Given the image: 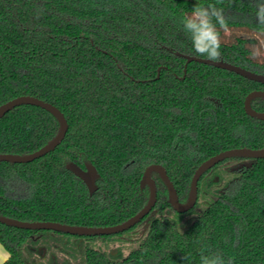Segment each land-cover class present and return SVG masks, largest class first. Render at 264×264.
<instances>
[{"label": "trees", "instance_id": "obj_1", "mask_svg": "<svg viewBox=\"0 0 264 264\" xmlns=\"http://www.w3.org/2000/svg\"><path fill=\"white\" fill-rule=\"evenodd\" d=\"M196 3L223 8L229 31L264 34L256 0H0V106L35 97L56 106L69 124L53 153L29 164L0 163L1 216L114 226L147 203L150 194L139 183L149 166L166 168L185 203L206 160L264 149V122L244 110L246 97L264 85L198 63L185 74L187 61L175 54L206 59L179 23ZM225 38L222 32L221 60L264 75V62L249 49L253 39ZM253 106L264 111V100ZM58 132L48 112L18 107L0 121V154H32ZM70 162L97 168L96 196L67 171ZM243 180L221 194L204 177L196 208L179 214L158 179L161 216L118 264H200L202 247L234 257V264H264V160ZM78 238L0 224V244L10 254L5 264H45L32 251L40 246L76 256ZM88 264L112 263L93 253Z\"/></svg>", "mask_w": 264, "mask_h": 264}, {"label": "water", "instance_id": "obj_2", "mask_svg": "<svg viewBox=\"0 0 264 264\" xmlns=\"http://www.w3.org/2000/svg\"><path fill=\"white\" fill-rule=\"evenodd\" d=\"M169 52H173L171 49H167ZM176 56L185 59V74L187 67L191 63H198L228 72L235 73L249 81L264 85V75L252 72L243 67L233 65L231 63L220 60L219 62H213L208 59L199 58L196 56L184 55L181 53H175ZM262 98L264 99L263 91H255L251 93L245 101V111L252 118L264 121V113H258L253 110L251 103L253 100ZM21 106H33L40 108L49 114H51L59 124V132L57 136L47 145L40 150L29 155H14V154H0V163L11 164H29L36 160H39L51 153H53L64 141L69 130V124L65 115L54 105L40 100L35 97L22 96L13 99L6 104L0 106V121L14 109ZM231 158H245V159H264V149L251 150V149H236L223 152L211 159L205 161L196 171L193 176L188 199L185 203H181L178 192L170 180L165 167L162 165L149 166L141 181V187L149 188L150 196L146 207L138 213L135 217L126 221L123 224L113 227H85V226H73L67 224H61L57 222H25L12 218H8L0 215V224L7 227L16 228L25 231L33 232H56L66 234L75 237H98V236H113L119 233L126 232L135 227L142 219H144L153 209L157 203V187L152 178L153 174H158L164 182L168 190V202L172 209L179 214H186L191 212L197 205L199 195V183L202 177L216 165ZM67 169L74 173L77 177L81 178L89 189L90 193H94L97 190L96 180L99 178L98 170L92 164H87L85 169H82L78 165L71 163L67 166Z\"/></svg>", "mask_w": 264, "mask_h": 264}, {"label": "flooded vegetation", "instance_id": "obj_3", "mask_svg": "<svg viewBox=\"0 0 264 264\" xmlns=\"http://www.w3.org/2000/svg\"><path fill=\"white\" fill-rule=\"evenodd\" d=\"M247 97H246V99H247ZM246 99H245V101H246ZM258 100H264V99L258 98V99L253 100L251 103V106H252L253 110H255L256 112L264 113V111H258L253 106L254 102H256ZM244 110H245V102H244ZM245 114L253 120L260 121L258 119H255V118H252L251 116H249L246 113V111H245ZM261 122H264V121H261ZM241 149H249V148H241ZM232 150H236V149H232ZM251 150H254V149H251ZM255 150H260V149H255ZM227 151H230V150H227ZM224 152H226V151H224ZM221 153H223V152H221ZM221 153H219V154H221ZM219 154H217V155H219ZM217 155H215V156H217ZM211 158H209V159H211ZM260 160H264V159H257V160L245 159V158L227 159L224 162L216 165L210 171H208L202 177V179L204 177H206L207 181H211L212 182L211 184L214 185V187H217L216 189H218L219 193L226 194L228 191L233 189L235 186H240L243 183V181H244L243 179L245 178L247 172L252 170L255 167V165L258 163V161H260ZM71 163L78 165L75 162H70L67 164V166ZM86 165L87 164H85L84 167H82L80 165H78V166L81 167L82 169H85ZM67 166H66V169H67ZM67 171L70 172L71 174H73L85 186L89 197L92 198L98 194V192L100 190L99 185H100V182L102 181V177H101V174L99 173V171H98L99 178L96 180L97 190L92 194L90 193L89 189L87 188L86 184L84 183V181L81 178L77 177L74 173H72L68 169H67ZM143 176H144V174H143ZM143 176H142L140 183H139L140 191L141 192H149L148 187H145V188L141 187V181L143 179ZM152 178L155 181L156 187H157V203L153 207L151 212L144 219H142L135 227H133L132 229H130L126 232L119 233V234H116L113 236L79 237L76 240L75 245L73 246L74 250H76V253H77L76 256H70L68 254H62V253H57V254L52 253L51 252L52 250L50 251L46 247L40 246V247L32 250L35 253L36 258L40 262H43L45 264H88L89 256L91 257V254L96 253L101 257H105L112 264L123 263L125 260H127L131 256L133 249L140 243L141 240L144 239L149 228L151 227L152 221L154 219H156L157 217L161 216L160 209L158 208V179L159 180H162V179L160 178V176L158 174H153ZM201 180H200V182H201ZM199 186H200V183H199ZM149 194H150V192H149ZM198 200H199V195H198ZM148 201H149V199H148ZM148 201L145 204V206L138 213H140L146 207V205L148 204ZM197 204H198V202H197ZM168 211H169V209H168ZM136 215H134L133 217H135ZM133 217H131V218H133ZM131 218H129L128 220H130ZM128 220H126V221H128ZM126 221L119 223L117 225L123 224ZM117 225H114V226H117ZM105 227H113V226H105Z\"/></svg>", "mask_w": 264, "mask_h": 264}, {"label": "clouds", "instance_id": "obj_4", "mask_svg": "<svg viewBox=\"0 0 264 264\" xmlns=\"http://www.w3.org/2000/svg\"><path fill=\"white\" fill-rule=\"evenodd\" d=\"M217 3H222V0H217ZM255 17L264 30V0H256ZM179 23L197 56L213 62L221 60V33L229 31L223 8L217 7L216 3H196L190 13L181 15ZM184 259L188 260L189 257L185 256ZM200 264H234V257H225L219 252L202 247Z\"/></svg>", "mask_w": 264, "mask_h": 264}, {"label": "rangeland", "instance_id": "obj_5", "mask_svg": "<svg viewBox=\"0 0 264 264\" xmlns=\"http://www.w3.org/2000/svg\"><path fill=\"white\" fill-rule=\"evenodd\" d=\"M238 38L253 39L254 45H249L252 56L256 61L264 62V34H253L243 29H234L226 32L225 40L229 43H235Z\"/></svg>", "mask_w": 264, "mask_h": 264}, {"label": "crops", "instance_id": "obj_6", "mask_svg": "<svg viewBox=\"0 0 264 264\" xmlns=\"http://www.w3.org/2000/svg\"><path fill=\"white\" fill-rule=\"evenodd\" d=\"M9 259L10 254L4 248V246L0 244V264H5Z\"/></svg>", "mask_w": 264, "mask_h": 264}]
</instances>
